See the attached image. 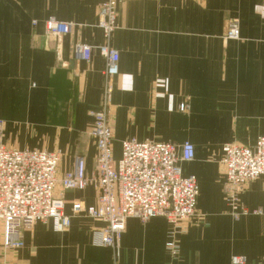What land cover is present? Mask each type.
I'll return each mask as SVG.
<instances>
[{
	"label": "crops",
	"instance_id": "obj_1",
	"mask_svg": "<svg viewBox=\"0 0 264 264\" xmlns=\"http://www.w3.org/2000/svg\"><path fill=\"white\" fill-rule=\"evenodd\" d=\"M100 0H0V146L60 152L57 181L84 162L95 169L91 135L100 109L104 60L89 63L76 45L105 43L97 27ZM71 25L68 35L50 37L44 22ZM230 21L239 38L223 37ZM35 22V24H33ZM109 46L119 55L108 123L114 159L121 143L134 139L194 147V159L179 164L194 176V217L177 236L179 255L165 248L168 223L128 218L117 255L92 244L102 223L74 216L72 204L95 206L88 184L63 195L69 227L51 223L22 230L23 247L2 254L0 264H264V179L248 181L239 195L250 212L234 220L223 193L222 147L252 146L264 135V0H119ZM187 104V111L178 106ZM59 191V184L56 192ZM260 211L261 215L253 214Z\"/></svg>",
	"mask_w": 264,
	"mask_h": 264
},
{
	"label": "built area",
	"instance_id": "obj_2",
	"mask_svg": "<svg viewBox=\"0 0 264 264\" xmlns=\"http://www.w3.org/2000/svg\"><path fill=\"white\" fill-rule=\"evenodd\" d=\"M119 0H100L97 27L105 43L98 47L76 45L74 55L89 63L95 49L104 60L103 93L100 109L92 114L91 135L95 138V169L90 180L85 177L84 162L75 158L74 168L57 181L60 152L17 150L0 146V222L2 223V254L23 247L22 230L36 223H51L54 232H62L70 225L64 214L63 195L66 191H81L88 184L97 190L95 206L72 204L74 216L86 217L102 223L92 232V244L110 248L117 255L119 239L128 218L146 223L162 218L168 225L165 248L172 258L179 255L177 236L186 232V225L194 217L198 185L194 176H183L179 164L194 159V147L134 139L121 143L118 159L112 151V132L108 123L113 93V81L118 74L119 55L109 46L116 29V8ZM35 24V22L33 23ZM45 32L50 37L66 36L71 25L48 19ZM239 38V24L230 21L223 37ZM187 104L178 110L187 111ZM220 163L224 167L223 193L234 220L250 214L240 203L239 195L251 180L264 179V135L252 146L237 143L222 147ZM59 184V191L56 186ZM253 214L261 215L260 211ZM231 264H245L244 257H232Z\"/></svg>",
	"mask_w": 264,
	"mask_h": 264
}]
</instances>
